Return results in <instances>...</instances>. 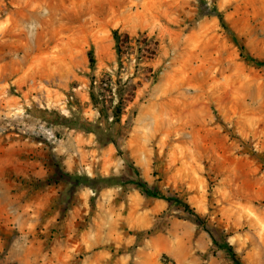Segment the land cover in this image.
I'll return each mask as SVG.
<instances>
[{"label":"rangeland","instance_id":"obj_1","mask_svg":"<svg viewBox=\"0 0 264 264\" xmlns=\"http://www.w3.org/2000/svg\"><path fill=\"white\" fill-rule=\"evenodd\" d=\"M248 55L264 60V0H0V147L24 148L45 174L0 162V195L36 192L53 158L111 184L81 189L59 212H74L68 226L0 218V264H234L181 206L134 188L132 163L189 201L245 264H264V65ZM108 74L107 99L126 89L110 126L91 99ZM53 186L59 197L65 186Z\"/></svg>","mask_w":264,"mask_h":264},{"label":"trees","instance_id":"obj_2","mask_svg":"<svg viewBox=\"0 0 264 264\" xmlns=\"http://www.w3.org/2000/svg\"><path fill=\"white\" fill-rule=\"evenodd\" d=\"M218 17L221 19V21L225 22L224 14H222L219 11L215 12ZM115 38L118 43V32L115 31ZM243 51H245L246 46L242 45ZM89 56L91 59V66L94 67L96 63V56L94 49H91L89 51ZM247 58H249L251 61L254 62L256 65H264V60L255 58L251 55H248ZM108 77L103 78L100 80V83L98 85H94L93 91L91 92V99L92 102L99 108L100 111V120L102 122L107 123L109 126L115 122L121 121L123 110L125 108V102H124V93L126 91L124 85L121 84L120 87L117 88L116 94H118V103L114 104L113 100L107 99L108 97V91L109 89L114 88V84L112 83L111 75L108 74ZM120 83V82H119ZM110 101V102H109ZM110 118H113V121L110 122ZM110 141H113L116 143V145L119 148V151L122 152L121 145L119 142V138H117L115 135H111ZM52 157H55V154L51 152ZM52 160V168L49 171V174L44 178L43 182L46 184H63L65 188L60 191L57 205L59 206L60 213L62 215H65L73 206L75 198L77 194L83 189L84 187H93L96 189H102L104 187L110 186L111 184H107V181L109 179L103 177L100 181L104 183L103 186H98V181L96 178L87 175V174H81L77 172H71L64 168L63 164L60 160L53 158ZM131 167L134 168L135 175L133 178H131L129 181L132 184L134 188H137L141 190L144 194L166 199L169 203L175 204L178 206H181L183 210L192 217V219L201 227H203L205 230H207L211 236L213 237V240L215 243L221 247L224 248L229 258L232 260L234 264H245V262L242 260L241 256L238 254L234 246L226 240L224 243H221L217 236L214 234L210 226H208L205 218L197 211V209L192 206V204L172 193H164L159 187H156L154 185H151L139 172V170L136 168L135 164H131ZM126 182H123L125 184ZM139 236L144 235V231L138 232Z\"/></svg>","mask_w":264,"mask_h":264},{"label":"crops","instance_id":"obj_3","mask_svg":"<svg viewBox=\"0 0 264 264\" xmlns=\"http://www.w3.org/2000/svg\"><path fill=\"white\" fill-rule=\"evenodd\" d=\"M86 137L83 136V133L80 132H68V140L72 144V148L82 147L84 149ZM15 143H8L6 145H2L0 147L1 151L7 149L8 151L16 152L18 155L10 157V158H3V155L0 154V162L4 161L5 163H12L16 164L17 162H28V164H32L34 166L39 167V171L41 173V177H44V173L41 171V164L40 159L33 158L31 161L28 158L22 157L19 152L23 151L24 148H10ZM25 144V143H23ZM31 145V144H30ZM25 147V146H24ZM28 151H33L39 153H46L43 148L40 147V144L33 143L30 148H26ZM34 156V154H33ZM46 157V156H45ZM32 162V163H30ZM44 166V165H42ZM57 194L58 191L55 189L53 184H45L42 187H38L36 192L28 195L24 191L18 192H11L9 196L3 197L0 195V218H8L12 221L15 225L20 226L22 229H25V225L31 227H37L38 222L43 225V227H48L50 225H55L56 223H63L64 220L67 219L66 224L67 226L70 223L75 221L74 212L68 213V217L64 219H59V211L55 209V202L57 201ZM32 217V219L30 218ZM37 217V219L33 218ZM65 224V223H64Z\"/></svg>","mask_w":264,"mask_h":264},{"label":"bare ground","instance_id":"obj_4","mask_svg":"<svg viewBox=\"0 0 264 264\" xmlns=\"http://www.w3.org/2000/svg\"><path fill=\"white\" fill-rule=\"evenodd\" d=\"M90 2L94 5V6H96L97 4H99L100 3V0H90ZM170 90V89H169ZM144 119H146V116H145V118ZM160 123L161 122H157L156 124V126H157V128H160L159 126H160ZM147 124V123H146ZM146 124H145V126H146Z\"/></svg>","mask_w":264,"mask_h":264}]
</instances>
